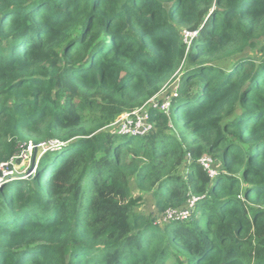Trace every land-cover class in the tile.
<instances>
[{
  "label": "trees",
  "instance_id": "16d2710c",
  "mask_svg": "<svg viewBox=\"0 0 264 264\" xmlns=\"http://www.w3.org/2000/svg\"><path fill=\"white\" fill-rule=\"evenodd\" d=\"M171 80L152 131L103 130ZM51 141L0 186V264H264V0H0V162ZM132 178L198 201L160 226Z\"/></svg>",
  "mask_w": 264,
  "mask_h": 264
},
{
  "label": "built area",
  "instance_id": "2783aa9c",
  "mask_svg": "<svg viewBox=\"0 0 264 264\" xmlns=\"http://www.w3.org/2000/svg\"><path fill=\"white\" fill-rule=\"evenodd\" d=\"M197 35V32H190L185 30L184 31V37L187 43L191 42L193 38ZM160 102L155 104V106H158ZM171 104V98L168 97L164 99L161 103V108L164 110H168ZM144 107L142 108H136L132 111L124 112L119 117L122 119L121 124L119 126V132L124 134H134V135H145L152 131L154 129V124L150 121L149 113L148 111H142ZM59 141H51L49 143L42 142L38 145H35L33 143H30L27 145V148L23 149V151L18 155L10 160L0 162V182H3V179H9V177H14L15 174L13 165L14 159L18 160L23 156V153L28 151H33L34 149L37 151L38 147H43L44 152L48 149H57L60 147H55L57 144H59ZM212 159L210 157H203L200 162L209 169L212 176L215 175V171L211 168ZM36 173V166H34V170H32L29 175V177H32ZM2 174V176H1ZM25 179V177H22ZM198 201V197L192 196L189 199V204L185 208H177V209H168L164 215L163 220L164 221H170V220H185L187 219Z\"/></svg>",
  "mask_w": 264,
  "mask_h": 264
},
{
  "label": "rangeland",
  "instance_id": "374dc122",
  "mask_svg": "<svg viewBox=\"0 0 264 264\" xmlns=\"http://www.w3.org/2000/svg\"><path fill=\"white\" fill-rule=\"evenodd\" d=\"M191 42L188 43L190 45ZM176 80H171L169 83H167L162 91L155 95L153 98L149 99L147 102H145L143 105L138 106L137 108H142V111H148V109L151 106H155L160 101H163L164 99L170 97V93L174 92L176 89ZM128 112V111H127ZM122 119L118 117L114 122H112L110 125L103 128V130H118L119 132V126L121 124ZM44 148L38 147L37 151L34 149L33 151L26 150L25 153H23V156L16 160L14 159L13 165L15 166L14 171L15 174L13 175L15 178L19 177L23 179L22 177H25V179L28 178L29 173L34 170L35 163L38 162V160L41 158V156L44 154ZM211 168L216 171V165L215 162L212 161ZM2 176V174H1ZM12 179L9 177V179H3V182L6 180ZM3 182H0V186ZM130 187H131V193L134 197L140 198L139 205L135 208V210L139 213H142L145 216H151L152 218H156V222L160 226H164L165 222L163 220V212H158L157 206H156V197L152 193V191H142L140 190L135 183L134 178L130 181Z\"/></svg>",
  "mask_w": 264,
  "mask_h": 264
},
{
  "label": "water",
  "instance_id": "95a60500",
  "mask_svg": "<svg viewBox=\"0 0 264 264\" xmlns=\"http://www.w3.org/2000/svg\"><path fill=\"white\" fill-rule=\"evenodd\" d=\"M68 142H60L59 144H57L55 147H62V146H65L67 145Z\"/></svg>",
  "mask_w": 264,
  "mask_h": 264
}]
</instances>
